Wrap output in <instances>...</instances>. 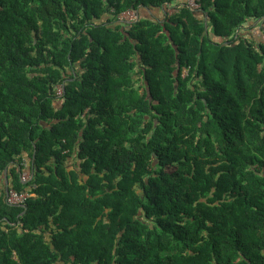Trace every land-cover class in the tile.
Wrapping results in <instances>:
<instances>
[{"label": "trees", "instance_id": "16d2710c", "mask_svg": "<svg viewBox=\"0 0 264 264\" xmlns=\"http://www.w3.org/2000/svg\"><path fill=\"white\" fill-rule=\"evenodd\" d=\"M194 1L0 0V264H264V0Z\"/></svg>", "mask_w": 264, "mask_h": 264}, {"label": "built area", "instance_id": "2783aa9c", "mask_svg": "<svg viewBox=\"0 0 264 264\" xmlns=\"http://www.w3.org/2000/svg\"><path fill=\"white\" fill-rule=\"evenodd\" d=\"M189 4L191 7L193 8H198L199 7V4L196 3L194 0H189ZM126 14H129V15H132L131 17L133 18L131 21H134L138 18V15L136 12H133V11H127V12H124L122 13L119 18L120 19H123L122 17H124V15ZM258 30V29H257ZM256 31V30H255ZM58 93L61 94L62 93V88L59 87L58 88ZM31 179V172L30 171H25L23 174H22V180L23 181H28ZM31 196V194L29 193V191H24V192H18L17 190L15 189H10L8 192H7V200L10 202V203H14V204H24L26 202V199L29 198Z\"/></svg>", "mask_w": 264, "mask_h": 264}, {"label": "crops", "instance_id": "0c3cea01", "mask_svg": "<svg viewBox=\"0 0 264 264\" xmlns=\"http://www.w3.org/2000/svg\"><path fill=\"white\" fill-rule=\"evenodd\" d=\"M138 15V14H137ZM140 17L142 18H152V19H161L163 17V12L161 10L158 9H152V10H148V9H142L140 12ZM254 29H252V31H254ZM7 175L5 176L6 178V183H7V187H8V180H7Z\"/></svg>", "mask_w": 264, "mask_h": 264}, {"label": "rangeland", "instance_id": "374dc122", "mask_svg": "<svg viewBox=\"0 0 264 264\" xmlns=\"http://www.w3.org/2000/svg\"><path fill=\"white\" fill-rule=\"evenodd\" d=\"M173 11H174V9H170L169 12H173ZM133 12H135V11H133ZM131 16L132 15L126 14V15H124V17H122L123 19H121V20H126L127 22H131V20L133 19ZM263 29H264V26H263ZM260 32H261V30H259V28H256V31L255 30L253 31L254 35H260ZM12 204H14V203H12Z\"/></svg>", "mask_w": 264, "mask_h": 264}, {"label": "water", "instance_id": "95a60500", "mask_svg": "<svg viewBox=\"0 0 264 264\" xmlns=\"http://www.w3.org/2000/svg\"><path fill=\"white\" fill-rule=\"evenodd\" d=\"M9 191V187H7V192Z\"/></svg>", "mask_w": 264, "mask_h": 264}, {"label": "clouds", "instance_id": "9594fccd", "mask_svg": "<svg viewBox=\"0 0 264 264\" xmlns=\"http://www.w3.org/2000/svg\"><path fill=\"white\" fill-rule=\"evenodd\" d=\"M131 22H133V21H131ZM256 28H258V27H256ZM256 28H255V30H256Z\"/></svg>", "mask_w": 264, "mask_h": 264}]
</instances>
